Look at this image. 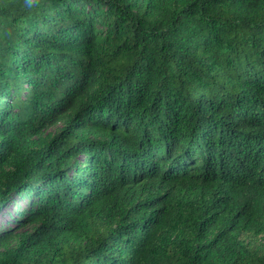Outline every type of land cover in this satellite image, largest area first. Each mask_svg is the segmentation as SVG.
<instances>
[{
  "label": "trees",
  "instance_id": "1",
  "mask_svg": "<svg viewBox=\"0 0 264 264\" xmlns=\"http://www.w3.org/2000/svg\"><path fill=\"white\" fill-rule=\"evenodd\" d=\"M263 238L264 0H0V264H264Z\"/></svg>",
  "mask_w": 264,
  "mask_h": 264
},
{
  "label": "clouds",
  "instance_id": "2",
  "mask_svg": "<svg viewBox=\"0 0 264 264\" xmlns=\"http://www.w3.org/2000/svg\"><path fill=\"white\" fill-rule=\"evenodd\" d=\"M25 6L29 9L36 8L39 4V0H24Z\"/></svg>",
  "mask_w": 264,
  "mask_h": 264
},
{
  "label": "rangeland",
  "instance_id": "3",
  "mask_svg": "<svg viewBox=\"0 0 264 264\" xmlns=\"http://www.w3.org/2000/svg\"><path fill=\"white\" fill-rule=\"evenodd\" d=\"M12 245H14V243H12ZM256 246L258 249L264 248V238L257 242Z\"/></svg>",
  "mask_w": 264,
  "mask_h": 264
}]
</instances>
